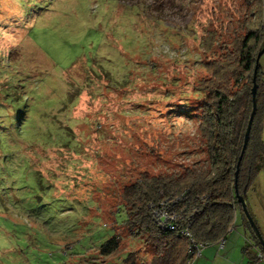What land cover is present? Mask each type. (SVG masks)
Wrapping results in <instances>:
<instances>
[{
  "label": "rangeland",
  "instance_id": "1",
  "mask_svg": "<svg viewBox=\"0 0 264 264\" xmlns=\"http://www.w3.org/2000/svg\"><path fill=\"white\" fill-rule=\"evenodd\" d=\"M254 15L247 0H0V264L94 263L85 249L113 232L148 263L117 225L120 194L206 164L196 86ZM244 203L264 239V167ZM235 214L224 250L190 264L255 255Z\"/></svg>",
  "mask_w": 264,
  "mask_h": 264
},
{
  "label": "trees",
  "instance_id": "2",
  "mask_svg": "<svg viewBox=\"0 0 264 264\" xmlns=\"http://www.w3.org/2000/svg\"><path fill=\"white\" fill-rule=\"evenodd\" d=\"M247 3L255 12L254 20H243L238 26L241 34L236 32L229 43H222V55L228 52L222 58L204 64L209 75L196 86L199 93L196 118L206 164L198 169L183 168L175 173L141 177L120 194L118 207L122 213L117 225L126 230L129 238L141 240L151 249L149 262L139 258L136 250L122 247L120 237L113 232L96 246L85 249L87 259L95 261L88 264L108 261L110 264H190L188 239L202 248L217 245L220 240L224 242L236 212L248 231L246 243L261 252L233 194L235 163L251 109L254 59L264 47V29L260 27L262 0H247ZM217 42L214 34L208 32L203 41L204 52L211 51ZM254 84L255 112L235 182L237 194L243 200L264 167V74L259 65ZM178 196L180 198L176 200ZM163 202H166L165 206H161ZM159 208L179 218L176 231H161L153 224V211ZM101 238L100 235L98 240ZM242 250L247 257L246 264H255L259 260L257 252L252 257L246 246Z\"/></svg>",
  "mask_w": 264,
  "mask_h": 264
},
{
  "label": "water",
  "instance_id": "3",
  "mask_svg": "<svg viewBox=\"0 0 264 264\" xmlns=\"http://www.w3.org/2000/svg\"><path fill=\"white\" fill-rule=\"evenodd\" d=\"M263 53H264V47L256 53V56L254 59V67H253L252 76H251L252 87L250 89L251 109H250V113L248 115V119H247V122L245 125L241 149H240L239 155H238L236 163H235V171L233 173V194H234L235 201L239 205L240 211H241L245 221L247 222L248 226L250 227L252 234L256 238L258 245L260 247V251L264 256V242H263V240H262V238L258 232L257 227L255 226L254 222L252 221V219H251V217H250V215H249V213L245 207V203H244L243 198L237 194L236 184H235L238 164H239V161L241 159V156H242L244 148H245V144L247 141V136H248L251 120H252V117H253L254 112H255V89H256V85L254 84V78H255V71H256V68L258 65L257 61Z\"/></svg>",
  "mask_w": 264,
  "mask_h": 264
},
{
  "label": "built area",
  "instance_id": "4",
  "mask_svg": "<svg viewBox=\"0 0 264 264\" xmlns=\"http://www.w3.org/2000/svg\"><path fill=\"white\" fill-rule=\"evenodd\" d=\"M180 196L176 197L175 199H179ZM173 199V202H175L176 200ZM166 202L161 203V206H165ZM153 211V210H152ZM179 218L175 217L174 214L172 213H168L167 211H164L162 209H156L153 211V224L160 229L161 231H176L177 229V225H176V221ZM184 235H186L185 232H183ZM189 245L187 247V251L190 254V258L189 260H195L196 258L199 257L200 255V251L202 249V246L200 245H195L193 244L189 239H188ZM218 247L221 248L223 245V240H220L217 243ZM256 258L259 260H264V256L260 253L256 254Z\"/></svg>",
  "mask_w": 264,
  "mask_h": 264
},
{
  "label": "crops",
  "instance_id": "5",
  "mask_svg": "<svg viewBox=\"0 0 264 264\" xmlns=\"http://www.w3.org/2000/svg\"><path fill=\"white\" fill-rule=\"evenodd\" d=\"M260 221L262 222V228H263V230H264V211H263V213L261 214V218H260ZM260 232V231H259ZM263 238V237H262ZM263 241H264V239H263ZM210 246H214L215 248H216V253H215V257L216 256H218V254L222 251V250H224V246H225V242H223V245H222V247L221 248H219V247H217V245L216 244H214V245H210ZM205 249V247L204 248H202L201 249V251H203ZM243 249V248H242ZM242 249H240V259H241V261H240V264H244V262H243V260H244V257H246L244 254H243V250ZM201 251H200V255H199V257L198 258H200V256H201ZM197 258V259H198ZM197 259H195V260H197ZM258 260V259H257ZM259 261H263V260H258V262ZM191 262V261H190ZM213 264V263H212Z\"/></svg>",
  "mask_w": 264,
  "mask_h": 264
},
{
  "label": "clouds",
  "instance_id": "6",
  "mask_svg": "<svg viewBox=\"0 0 264 264\" xmlns=\"http://www.w3.org/2000/svg\"><path fill=\"white\" fill-rule=\"evenodd\" d=\"M257 253H260V254H262L261 252H257ZM263 255V254H262Z\"/></svg>",
  "mask_w": 264,
  "mask_h": 264
}]
</instances>
